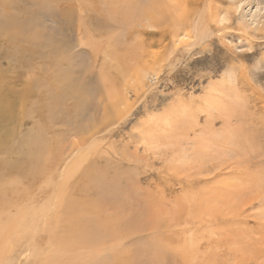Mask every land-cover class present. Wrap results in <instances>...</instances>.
Segmentation results:
<instances>
[{
  "label": "rangeland",
  "instance_id": "rangeland-1",
  "mask_svg": "<svg viewBox=\"0 0 264 264\" xmlns=\"http://www.w3.org/2000/svg\"><path fill=\"white\" fill-rule=\"evenodd\" d=\"M118 1L0 0V68L44 93L11 124L0 215L32 202L47 214L8 233L0 264H40L53 245L59 264H264V0H209L227 19L175 40L173 22L165 37L106 23ZM27 20L59 29L62 46L11 50ZM198 212L220 227L190 263Z\"/></svg>",
  "mask_w": 264,
  "mask_h": 264
},
{
  "label": "bare ground",
  "instance_id": "bare-ground-1",
  "mask_svg": "<svg viewBox=\"0 0 264 264\" xmlns=\"http://www.w3.org/2000/svg\"><path fill=\"white\" fill-rule=\"evenodd\" d=\"M108 8H109V13H107L108 15L107 17L109 20L107 19L108 22L105 21L106 23L109 24L110 20L115 21V22L119 20L120 26L123 25L124 27H126L127 24H131V25L140 24V25H145L146 27H149L155 30L158 29L157 25L160 24V26H162V31L164 30L161 35L163 37H165L169 33V31L167 33V29H168V28L166 29L167 25L173 22L172 25L174 26V31L173 32L170 31V33L171 34L173 33L174 40L177 38L176 36H178L179 33L180 35L185 33L186 34L185 36L187 37L188 36L187 33L188 34L190 33L191 28H193L196 32H200L203 30V27L209 28L210 26H212L211 23L214 21L217 24H219L220 22L227 19V18L221 19V16L218 11L211 10L209 0H205L202 2L194 1V0H119L116 7L112 8L108 6ZM98 10H101V9H98ZM102 11H103L102 13H104V10ZM87 12H88V16L90 20L93 17L95 19V17L97 16V20H95L96 23L98 24L101 23L103 25L104 19L102 20V18L100 17L101 14H99V11H97L96 5L88 8ZM110 12H112L111 15H110ZM14 23H15V27H18V30H17L18 32L16 33L18 36H14V37H19L21 39H18V38L15 39L13 37H9L11 40V44H8V45L11 50L12 49L15 50V48H21V50H23L24 53L31 54V52L38 53L39 49L45 52L47 50H51L53 48L57 49L62 46V39L58 37V35H61V31L59 29H56V28H46L45 29L42 26V22L40 20L15 21ZM93 24L95 25V23ZM109 27L111 28V26ZM154 34H157V32H154ZM171 40L173 41V39ZM3 41L8 43V38L3 39ZM63 43H64V40H63ZM0 44H2V47L7 45L6 43H3V42L2 43L0 42ZM24 47H27L28 49L27 50L23 49ZM164 47L165 46H163L162 49ZM0 56H2V54H0ZM3 70L4 68H0V156L1 155L4 156L5 153H10L11 151L15 150V148H13L14 145L12 144V141H13V137L15 136L14 130L16 131V129H14L11 124L14 121H16L19 114H20V118H22L21 113L25 112V108L30 103V101H33L34 104H37L39 102V99L42 98L44 95L42 89L40 88L41 85L39 84V82L30 81L29 83H31L30 84L31 87L25 86V87L18 88L16 83L13 82L12 79H10L9 76L7 75L6 71L4 72ZM24 117L25 115H23V118ZM32 133L34 132L32 131ZM37 134H40V132H37ZM211 134H210V137L211 136L213 137V135ZM31 137L32 139L30 140V142H32V144L34 145H37V141L35 140L36 138L35 135H32ZM214 138L219 139L218 137H214ZM19 142H23L21 147L24 146L26 142H28L26 140L25 135L22 136ZM6 143H10L11 145L10 146L7 145L8 147H6L5 146ZM17 147L19 148L20 145L17 144ZM208 147L209 146H207L206 149H208ZM196 149L198 148L196 147ZM0 164H1V161H0ZM63 185H61V188H59V191L63 189ZM60 195L61 193L59 192L57 197H60ZM27 198L28 197H26V199ZM8 203H12V201H8ZM201 204L202 202L199 201L198 208H199L200 213H204L205 212L204 211L205 209L203 208L204 204L203 205ZM37 207L38 206L36 205V203L32 202L30 204H25V205L23 204L21 208H18L17 211H15L16 214L13 216H10L4 212L0 215V263L2 259H4L3 257L5 255L6 249H10L9 246H11L10 242L7 243L8 241H7L6 236L8 235V233L15 231V230H17L19 233V232L28 231L27 229L37 228L36 226L39 225L38 222H36L38 218H40V216L47 215L45 214L46 213L45 208H40L41 210H39V208ZM205 208L207 209V207ZM193 211L195 212L196 210L193 209ZM200 213L198 212L199 215H197V217L194 218L196 222V224L193 225L195 226L194 227L195 231H190L186 229L187 231L185 232L187 233L185 235H187V237L183 236L182 238L184 245H186V253H187L186 259L190 263H192L193 259H195L196 254L199 253L198 251L199 249L197 250L198 252H196V248H195L196 246L200 247V250L204 244L206 245V247L211 246V245L214 246L215 242L212 243V240H213L212 236L208 237L206 233H214L213 230L219 229L220 227L218 226L219 225L218 223H215L216 221L219 220L215 218V216L211 217L212 219L209 220V219L203 218L201 216L202 214L200 215ZM237 215L235 216L233 215L230 218L226 217L227 219L223 216L226 219V222H230V223H226V225L233 226L232 223L236 220ZM242 217H239V218H242ZM218 218H219V215H218ZM237 221L240 223V225L244 223V221L240 219H238ZM72 232L73 231H71L70 233ZM219 233H221V231L218 233H215V235H218ZM183 235H184V232H183ZM192 235L194 236L192 237ZM57 250L58 248L54 247L53 245V248L52 247L50 248L49 253L46 254V256L43 259V262H40V264H59L60 258H57ZM203 250L201 251L203 252ZM190 252L191 254L189 255ZM58 256H60V254H58ZM62 260L63 259H61V261ZM200 261L202 260L200 259ZM184 262L187 263L186 261ZM137 264H143V262L139 259L137 261ZM198 264H203V261Z\"/></svg>",
  "mask_w": 264,
  "mask_h": 264
}]
</instances>
